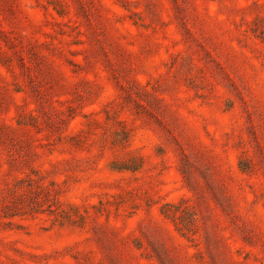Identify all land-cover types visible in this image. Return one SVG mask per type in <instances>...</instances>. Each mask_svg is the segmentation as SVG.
<instances>
[{"label":"rangeland","instance_id":"374dc122","mask_svg":"<svg viewBox=\"0 0 264 264\" xmlns=\"http://www.w3.org/2000/svg\"><path fill=\"white\" fill-rule=\"evenodd\" d=\"M0 264H264V0H0Z\"/></svg>","mask_w":264,"mask_h":264}]
</instances>
